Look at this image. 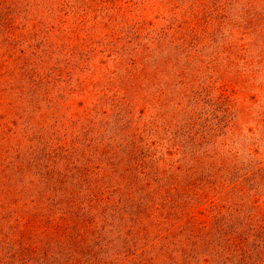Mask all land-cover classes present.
Instances as JSON below:
<instances>
[{"label":"trees","instance_id":"obj_1","mask_svg":"<svg viewBox=\"0 0 264 264\" xmlns=\"http://www.w3.org/2000/svg\"><path fill=\"white\" fill-rule=\"evenodd\" d=\"M96 1L0 0V150L15 152L0 158V264H264V161L199 148L212 140V127L196 121L199 74L229 72L242 47L215 34L233 21H214L209 9L197 17L199 5L184 23L148 29L125 22L113 0ZM53 28L47 46L59 60L27 51L31 31ZM213 39L216 57L203 54ZM79 41L88 49L77 61ZM98 55L113 63L102 80L94 79ZM106 92L171 103L162 117L183 140L170 149L180 146L184 162L150 164L132 134L112 132L130 124L105 119ZM258 116L264 141V108ZM66 128L85 132L67 143ZM97 130L112 133L92 138ZM25 139L32 143L21 151Z\"/></svg>","mask_w":264,"mask_h":264},{"label":"rangeland","instance_id":"obj_2","mask_svg":"<svg viewBox=\"0 0 264 264\" xmlns=\"http://www.w3.org/2000/svg\"><path fill=\"white\" fill-rule=\"evenodd\" d=\"M33 1L36 2L37 0ZM173 1L113 0L124 10L125 22L130 26L136 22H143L148 29L167 26L173 22L176 26L184 23L185 20L194 18L193 16L196 14L199 5L201 7L202 5L204 6L197 17L200 15L206 17L205 13L207 11H204V9H209L210 14L208 17L211 15L213 20L215 18L222 20L224 19L223 15L226 14L228 19L233 21L232 29L229 30V28L222 26L220 32L215 34L217 42L220 37L227 36L242 47L239 51L240 53L235 56L234 64L228 70L229 72L223 78L219 73L208 75V72H204L199 74V87L203 89L198 92V98L200 106L203 108L201 113H197L196 116L198 118L196 121L202 125L206 124L212 127L210 130L212 131V140L207 144H202L199 148L206 147L210 154L213 151L222 153L233 152L236 154L237 163H258L259 161H264V141L261 138L263 126L258 124L256 119L259 117V112L264 108V0H199L198 6L193 8L184 1ZM109 2V0H97L96 4L108 7L110 5ZM48 17H46L48 18L47 24L48 28H50V26L55 25L56 19L53 20L51 16ZM19 21L23 23V19H19ZM175 26L173 27L174 29L177 28ZM209 27L212 29L215 25L213 24ZM53 30L54 28L50 29V33H44L45 31L40 29L36 36L32 35L33 31H31L26 43H24V47L27 48L28 52L41 55L47 53V51H54L52 60H59L60 55L55 54L57 53L55 51L56 48L47 46L51 39L48 35L56 32V29ZM197 30L199 31L198 27ZM108 31V29H105L95 35L98 37V35H103ZM216 41L214 42L213 39L212 45H208L203 50V54L210 55L213 52L210 47ZM80 42L73 46V57L77 61L86 58L87 53L85 55L83 53L88 49ZM208 42L210 41L208 40ZM28 44L31 45L30 48L26 46ZM192 52L195 55L199 53V51ZM212 55L214 54L212 53ZM224 56L225 54H221L218 59H215L219 68H222V65L225 64V60H222ZM214 57H216V53ZM103 58L100 55L95 58V65L98 70L94 79L102 80L105 76L102 72H108L113 69L112 61L104 62ZM259 60H261L260 63L258 62ZM236 72H239V74H236ZM101 96L103 98H101L103 109L106 113L105 119L114 123L120 120L130 124V126L127 125L128 131L116 129H111V131L120 132V136L132 134L131 136L134 137L136 146L138 145V148L145 154H151L150 158L152 161H149L150 164L154 162V164L157 163L159 166L174 168V166L184 162L180 146H177V150L175 148L170 149L171 145L176 142L175 139H182L177 134L174 136L173 131L165 127L164 118L162 117L164 109H171V103L166 101V106L160 108L159 104L148 96L134 98L131 103H126L124 99L121 100V93L106 92ZM82 99L81 97L75 99L73 106L77 107V104ZM120 103L123 104L118 106ZM180 117L181 115L177 119ZM49 123H53V121L50 120ZM59 123L60 121L57 122L56 126H59ZM156 125L157 127H155ZM71 128H66L65 130L67 143H70L73 134H78V139L80 140L82 133L85 132L80 129L71 135ZM100 130L93 131L92 135H89L92 138L99 139V134L109 133ZM105 130H108V128ZM85 136L87 138V135ZM188 138H185V140ZM11 143H15V140H11ZM31 143L25 139L20 150L24 151ZM33 144L34 146H41L37 142H33ZM5 150L6 148L2 147L0 158H6V156H9L8 159L13 158L15 152L12 150L6 152ZM254 151H256L255 155L252 154ZM157 158L161 159L157 160ZM198 214L201 215V211Z\"/></svg>","mask_w":264,"mask_h":264}]
</instances>
